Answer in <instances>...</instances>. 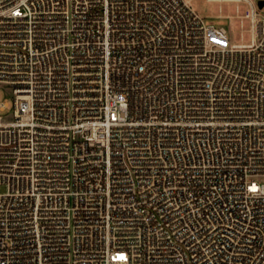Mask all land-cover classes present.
Returning a JSON list of instances; mask_svg holds the SVG:
<instances>
[{
  "label": "built area",
  "instance_id": "built-area-1",
  "mask_svg": "<svg viewBox=\"0 0 264 264\" xmlns=\"http://www.w3.org/2000/svg\"><path fill=\"white\" fill-rule=\"evenodd\" d=\"M245 1L230 43L186 0H0V264H264Z\"/></svg>",
  "mask_w": 264,
  "mask_h": 264
},
{
  "label": "rangeland",
  "instance_id": "rangeland-1",
  "mask_svg": "<svg viewBox=\"0 0 264 264\" xmlns=\"http://www.w3.org/2000/svg\"><path fill=\"white\" fill-rule=\"evenodd\" d=\"M190 7L197 12L207 24L222 26L227 31L230 43L248 42L250 39L251 19L246 17V11L251 12L249 3L245 0H186ZM256 5V11L261 16L264 8H259L258 0H252ZM14 95L8 85L0 84V103L6 102L7 107L0 110L2 120L11 118ZM264 183V177L260 179ZM5 187L0 185V192Z\"/></svg>",
  "mask_w": 264,
  "mask_h": 264
},
{
  "label": "water",
  "instance_id": "water-1",
  "mask_svg": "<svg viewBox=\"0 0 264 264\" xmlns=\"http://www.w3.org/2000/svg\"><path fill=\"white\" fill-rule=\"evenodd\" d=\"M257 5L259 8H261L262 6H264V0H258L257 1Z\"/></svg>",
  "mask_w": 264,
  "mask_h": 264
}]
</instances>
